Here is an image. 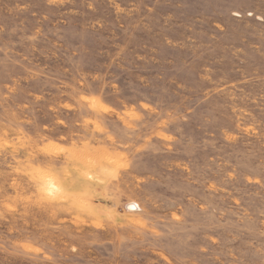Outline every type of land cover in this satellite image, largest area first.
Here are the masks:
<instances>
[{
	"label": "rangeland",
	"instance_id": "374dc122",
	"mask_svg": "<svg viewBox=\"0 0 264 264\" xmlns=\"http://www.w3.org/2000/svg\"><path fill=\"white\" fill-rule=\"evenodd\" d=\"M0 264H264V0H0Z\"/></svg>",
	"mask_w": 264,
	"mask_h": 264
}]
</instances>
